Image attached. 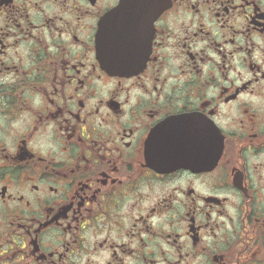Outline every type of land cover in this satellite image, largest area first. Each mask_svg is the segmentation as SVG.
I'll return each instance as SVG.
<instances>
[{
	"label": "flooded vegetation",
	"instance_id": "obj_1",
	"mask_svg": "<svg viewBox=\"0 0 264 264\" xmlns=\"http://www.w3.org/2000/svg\"><path fill=\"white\" fill-rule=\"evenodd\" d=\"M146 1L0 0V264H264V0Z\"/></svg>",
	"mask_w": 264,
	"mask_h": 264
},
{
	"label": "water",
	"instance_id": "obj_2",
	"mask_svg": "<svg viewBox=\"0 0 264 264\" xmlns=\"http://www.w3.org/2000/svg\"><path fill=\"white\" fill-rule=\"evenodd\" d=\"M154 2L153 0H147L145 2V5H147L149 2ZM161 5H163V1L161 2ZM116 12V13H115ZM115 12H112V15H109L106 21L104 22V27H103V34L100 36V44L101 48L104 51H107L109 49L108 45L110 44L111 39L113 38V35L110 34L109 30L111 27H115V22H120L124 19V11L122 10L121 7L117 9ZM129 20V18H128ZM118 29V26L116 27ZM114 37H116V33H114Z\"/></svg>",
	"mask_w": 264,
	"mask_h": 264
}]
</instances>
